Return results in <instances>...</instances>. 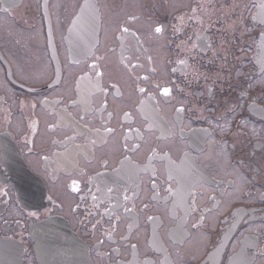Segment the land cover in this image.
<instances>
[{"label":"flooded vegetation","instance_id":"obj_1","mask_svg":"<svg viewBox=\"0 0 264 264\" xmlns=\"http://www.w3.org/2000/svg\"><path fill=\"white\" fill-rule=\"evenodd\" d=\"M57 246L264 264V0H0V264Z\"/></svg>","mask_w":264,"mask_h":264},{"label":"rangeland","instance_id":"obj_2","mask_svg":"<svg viewBox=\"0 0 264 264\" xmlns=\"http://www.w3.org/2000/svg\"><path fill=\"white\" fill-rule=\"evenodd\" d=\"M207 5L208 4H206V8H209V11H210V12H208L209 14L212 15V14L216 13L215 9L212 10V7H208ZM14 32L19 36V38L21 39L22 42H26L27 43V48L28 49H32L33 46H34V48L37 49L36 52L39 51V53L37 54V59L41 58V54H40V49L41 48H40V44H39V39H37V41H35L34 38L32 37V36L39 35L37 31H27V32H25V31H21V30L18 31V30L15 29ZM41 66L42 65L38 64L37 70L40 71L41 70Z\"/></svg>","mask_w":264,"mask_h":264},{"label":"bare ground","instance_id":"obj_3","mask_svg":"<svg viewBox=\"0 0 264 264\" xmlns=\"http://www.w3.org/2000/svg\"><path fill=\"white\" fill-rule=\"evenodd\" d=\"M56 255H57V261H58V264H71L69 262V256L67 254V252L65 251L64 247H59L57 246L56 247Z\"/></svg>","mask_w":264,"mask_h":264},{"label":"snow or ice","instance_id":"obj_4","mask_svg":"<svg viewBox=\"0 0 264 264\" xmlns=\"http://www.w3.org/2000/svg\"><path fill=\"white\" fill-rule=\"evenodd\" d=\"M160 30H161L160 28L156 29L157 32H159ZM163 91H164L165 94H168L169 89L168 88H164Z\"/></svg>","mask_w":264,"mask_h":264},{"label":"water","instance_id":"obj_5","mask_svg":"<svg viewBox=\"0 0 264 264\" xmlns=\"http://www.w3.org/2000/svg\"><path fill=\"white\" fill-rule=\"evenodd\" d=\"M59 225H60V224L58 223V225H57L56 227H60ZM60 230H61V232H62V228H61ZM56 235H59V234H56Z\"/></svg>","mask_w":264,"mask_h":264}]
</instances>
